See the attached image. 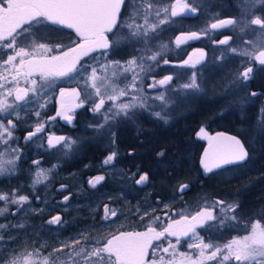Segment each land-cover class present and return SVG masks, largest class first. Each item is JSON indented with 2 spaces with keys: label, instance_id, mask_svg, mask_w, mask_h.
I'll use <instances>...</instances> for the list:
<instances>
[{
  "label": "snow or ice",
  "instance_id": "6c2138e0",
  "mask_svg": "<svg viewBox=\"0 0 264 264\" xmlns=\"http://www.w3.org/2000/svg\"><path fill=\"white\" fill-rule=\"evenodd\" d=\"M214 6L209 0H0V177L14 176L19 171L23 150L14 132L30 115L36 117V122L29 125L32 130L24 137L26 144L40 138L43 145L39 134L45 132L49 121L60 117L71 124L75 109L87 105L98 121L89 127L100 137H110L114 145L116 134L112 129L131 120L138 112L147 111L168 123L171 109L202 98L209 91L227 100L247 89L257 72L264 73V0H233L236 15L227 18H220L219 12L209 14ZM196 16L208 19L199 31H181L174 41L162 39L166 31L179 28L183 19ZM50 26L74 30L77 40L65 45L58 37L53 38ZM225 29L233 35L213 40L217 45L214 51L219 55H214L210 63H202L206 56L203 49L198 50L200 55L195 61L191 56L179 63L168 58L173 43L179 49L187 41ZM125 48L131 50L128 59H111ZM84 57H90L92 62L81 63ZM237 58L239 68L230 78L225 76L213 82L205 77L209 68L222 72ZM161 65L183 71L157 80L152 73ZM77 77V87L59 89V108L55 116L44 120V110L58 87L57 81ZM147 79L151 83L145 85ZM217 89L221 90L217 92ZM259 95L264 93L251 91L244 99ZM240 103L243 107V100ZM252 127L256 129L252 141L255 144L264 139V107L259 109ZM197 136L208 140V148L200 160L205 174L249 158V149L238 136L224 133L209 136L204 128ZM78 147V141L72 137L47 136V150H55L53 155L68 156ZM116 156V151H111L104 165H112ZM40 164V160L32 161L36 167L30 186L33 191L48 181V174L57 167L53 164L46 170ZM104 179L98 176L88 183L95 188ZM148 182L147 173L134 180L140 187ZM65 187L61 185V190ZM190 188L189 183H181L173 189L170 201L163 205L169 211L163 216H152L155 208L142 214L136 209L142 221L150 218L143 231L103 235L93 225L73 237L59 240L64 221L60 215L51 216L46 224L49 234L57 233L58 246L43 255V245L19 253L3 247L9 230H26V223H0V264H264V212L258 218H252L254 214H247L245 218L238 212L241 207L238 201L209 200L203 195L202 204L194 212L187 206L172 211L171 205L177 199L182 200ZM243 190L238 189L234 195ZM19 192V189L0 191V219L6 214L41 211L32 209L29 195ZM68 200L69 196L63 197L64 202ZM11 206L16 207L9 212ZM103 213L102 225L118 215L108 205H104ZM52 226L59 227L52 229ZM227 227L246 234L223 243L214 239L211 229L220 232ZM198 229L208 233L207 239ZM40 230L44 231L43 226ZM182 243H187V248L194 253L179 251Z\"/></svg>",
  "mask_w": 264,
  "mask_h": 264
},
{
  "label": "trees",
  "instance_id": "16d2710c",
  "mask_svg": "<svg viewBox=\"0 0 264 264\" xmlns=\"http://www.w3.org/2000/svg\"><path fill=\"white\" fill-rule=\"evenodd\" d=\"M209 3L213 4L211 0ZM215 7H212L210 12L213 13ZM226 15L234 16L228 13ZM183 23L189 27L194 22L183 21ZM49 30L55 33L56 37L63 35L72 42L77 40L75 32L70 29L64 27L57 29L55 26H50ZM213 53H210V61L213 59ZM91 55H97V53ZM123 57L120 53L119 56H112L111 59L120 60ZM170 60L177 63L179 58L170 57ZM89 61L91 62L90 57H85L81 63ZM171 68L174 69L170 65L162 66L156 78L169 75L173 72ZM165 69H167L166 72H164ZM234 71L235 68L231 67L227 72H222L229 75ZM61 79L57 82V88L64 86L66 82H62ZM211 80L214 82L213 79ZM238 95L240 94L233 97ZM225 111H241V103L223 101L212 92H208L202 98L181 104L180 109L176 107L171 109L168 114V123L153 117L147 111H141L131 120L119 123L112 129L116 134L113 145L110 137H100L89 127L98 121L94 119L93 113L87 106L86 114L77 120V129L68 131L71 133H65L68 125L66 122H63L65 126L61 127L64 134L78 141V150L72 154L53 155L55 150H47V143L43 141L42 145L36 139L34 140L37 141V146L34 142L24 146L19 144L23 150L19 171L14 176L0 178V191L11 192L13 189H19L21 192L19 194L29 195L31 208L41 211L39 213L21 212L15 216L6 214L0 223L16 225L18 222H25L26 230H9V233L4 236L3 247L15 249L19 253L24 248H31L30 251H33L43 245L41 253L47 254L53 247L58 246L57 233L51 231L49 234L46 224L51 216L60 215L64 221L59 240L73 237L93 225L102 226L104 230H107L106 225L110 221L102 225L100 220V217L104 215V205L117 210L118 217H115L116 219L113 217L111 223L112 221L117 223V220L118 224L133 223L135 220L132 218L137 213L136 209H139L142 214L145 210L158 208L162 203L158 204L155 197L160 195L165 198L166 196L162 194L171 192L170 186L174 189L181 183L191 185L187 193H190L188 198L193 201H202L201 195L209 200L220 195L224 199L238 201L247 208L257 209L259 206H264V156L261 155L262 153L252 151L247 165L226 169L220 173L224 175L216 176L215 180L204 176L205 173L200 164L202 146L197 137V131L202 126L215 121L216 116ZM74 122L71 125L75 124ZM239 124L234 123L236 130L244 127ZM14 135L19 138L21 136L20 132H15ZM128 143H131L133 147L126 148ZM128 150H134L135 160H123ZM111 151H116L117 156L121 157L118 156L119 158L112 165H104L103 161ZM161 152L163 155H159ZM33 160H40V167L46 170L51 169L53 164L57 165L48 174V181L44 183L46 192H43L42 188L36 192V188L33 191L30 187L36 171V167L32 165ZM133 173H136V176H133ZM143 173H148L149 182L143 187L135 185L134 180ZM91 176H104L105 179L98 187L92 188L87 182L88 177ZM61 185L66 186L64 190H61ZM238 189L244 190L234 195ZM130 193L145 195L132 198ZM37 196L39 200L36 199ZM64 196H69L67 202L63 201ZM14 210L15 208L13 210L11 208L9 212ZM41 226L44 231L40 230ZM57 227L59 226H52V229ZM92 230L95 231V229Z\"/></svg>",
  "mask_w": 264,
  "mask_h": 264
},
{
  "label": "flooded vegetation",
  "instance_id": "af4514ba",
  "mask_svg": "<svg viewBox=\"0 0 264 264\" xmlns=\"http://www.w3.org/2000/svg\"><path fill=\"white\" fill-rule=\"evenodd\" d=\"M209 14H212V12H210ZM227 17H230V16L225 15L223 18H227ZM206 19H207V16H205V20H204V16H196L194 18L183 19L184 22L191 21V22H194L196 24L193 23L192 26L186 27L182 31H184V32L199 31L202 27V26L201 27L199 26V23H201L200 25H202L203 22L206 21ZM180 32H179V34H180ZM225 35H233V33L230 32L229 30L225 29V30H221L220 32L210 34L208 36H201V38L198 40L187 41V43L182 44L181 46L184 48H187V52H188L186 55L187 59L189 56H191L193 61H195V56L197 55V53H199L198 50L203 49V51L206 53V56L204 57V60H205L204 63H207L210 60V53L214 52V50L217 48V45L213 44V40L223 39ZM182 59H183V57L181 59L179 58L177 63L179 61H181ZM184 59H185V57H184ZM197 67H200V65H197ZM230 74L228 75L229 78L231 76ZM77 82L78 81H75V80L71 81V82L66 81V82H64V86H61V87L66 88V89H71V88L75 87V85H77ZM61 87H59V89ZM59 89L56 88V91L52 96L51 102L48 104L47 108L44 110V114H43L44 120H47L48 117L55 116L56 110L59 108L58 97L56 95L57 94L56 92ZM251 91H257L260 93H264V73L257 72L255 79L250 81L249 87L247 89H244L241 92H239L240 95H238L237 97L232 96L227 100H223L226 102H228V101H230V102H232V101L238 102L239 101L240 102L241 100H243L244 106L243 107L241 106V111H235V112L225 111V112H223V115H221V113H219L218 117L216 116L215 121H213L212 123H208L207 125L202 126V128L205 129V131L208 133L209 136H215L216 133H218V132H225V133H230L232 135L238 136V138H240L242 141L245 142V146L249 149V158L247 159V161L241 162L238 165H228L222 169H215L212 173L204 174V176L212 177L215 180L217 175H214V174H216L217 172L220 174V173H222V171H224L226 169L239 168V167H242L244 165H247V163L249 162V159L251 157L252 151L258 152V154L262 153L261 155L264 156V139L258 140L255 144H253V142H252L253 137H254L255 132H256V129H254L252 126H253L254 121L257 119L259 109L261 107H264V95H259L254 99L250 98V97L247 99H244L245 94L248 92H251ZM86 110H87V106L75 109V112L73 113L74 119L72 121V123L75 121L74 122L75 124H73V125L69 124L67 121L63 120L60 117H56L55 120L49 121L48 124L46 125L45 132L41 134L43 137V141H45L47 143V136L49 134H55L57 136L63 135V136L69 137L66 134H64V131L61 128V127L65 126V124H63V122H66V125L68 123V125L66 126V129H65V133H71L73 130L77 129V124H76L77 120L79 119L80 116L82 117V115L86 114ZM22 115H23V113H22ZM31 118L33 119V121H36V117L30 115L29 118H27L25 121H22L21 124H19L17 126V129L15 130V132H20V135H21L20 138L18 136L17 137L19 139V144L21 146H24L26 144L24 142V137L27 135L28 131L32 130V128L27 125L28 122L31 120ZM233 120L239 121V122H234ZM233 122L235 124L240 123L239 125H241V126L244 125V127H241L240 130H236L235 127L233 126L234 125ZM26 125L28 127L25 128ZM51 130H53V131H51ZM68 131H71V132H68ZM198 131H197V133H198ZM34 139L39 141L41 144L40 138H34ZM198 139H199L200 144L202 146V152H203L204 148L208 145V140L202 139L200 137H198ZM36 140H33L32 142H34V144L37 146ZM129 147H133V145H131V143L126 144V148H129ZM134 155H135L134 150H128L127 154L123 156V160L124 161L135 160ZM118 156H116V159L114 161H116L119 157H121V156H119V157ZM96 177H98V176H91L90 178L88 177L87 182L89 180H94V178H96ZM99 184H97L96 187H98ZM171 193L172 192H165L164 194H162L163 196H166L165 198L160 196V195L157 196V194H156V196H157V197H155L156 202H158V204L162 203V205L159 206L158 208H156L155 212H163L164 213L165 211H169V209H165L163 207V205H164V203H168L170 201L169 197L171 198ZM189 194L190 193H186L182 200L177 199L176 203L171 205V210L177 211L179 208L186 206V205H189L191 203H193V205H190L191 207L197 206L198 204H202V201H200V200H194L193 201L190 198H188ZM130 195L133 198L136 196L141 197V196H144L145 194H143V193H141V194L130 193ZM153 195L154 194H152V196ZM158 197H159V201L157 199ZM215 198L224 199L220 195L217 197H214V199ZM225 200L229 201L230 203L233 202L229 199H225ZM238 212H239V214L245 215V218H247L248 213H247V207H245V205L244 206L241 205ZM135 214L136 215H134L132 218L133 220H135L133 223L118 224V220H117V223H115V221L114 222L112 221L113 223H115V224H113L110 221V222H108L109 224L106 225L107 230H104L102 228V226H99L101 228L100 230L102 231V234L108 235L110 232L118 234L119 232H122V231H143V230H145L147 224L150 222V218L145 217L144 220L142 221L139 218V215L137 213H135ZM117 217H118V215H117ZM116 218L114 217V219H116ZM165 220H166V218H165ZM99 227H96V228L99 229ZM198 231L200 232V234L202 236L205 237V239H207L208 233H206L204 229H198ZM211 233L213 234L214 239H216L220 243L226 242L227 240L231 239L234 236L246 234L244 231H242L240 229H233L231 227L221 229L220 232H217L216 229L213 228V229H211ZM171 239L173 241L175 240L174 237ZM182 239L187 240V238H182ZM183 245H184V243H182L181 247Z\"/></svg>",
  "mask_w": 264,
  "mask_h": 264
},
{
  "label": "rangeland",
  "instance_id": "374dc122",
  "mask_svg": "<svg viewBox=\"0 0 264 264\" xmlns=\"http://www.w3.org/2000/svg\"><path fill=\"white\" fill-rule=\"evenodd\" d=\"M211 2L216 6L215 7V11L213 12V13H216V12H219L220 13V18H223L227 13L228 14H232V15H236V11L234 10V8L232 7V4H233V0H214V2H213V0H211ZM204 20H205V16H204ZM205 22V23H204ZM203 22V24H202V27L208 22V19H206V21H204ZM185 27H187L186 25H185V23H183L182 22V24L180 25V27L179 28H176V29H173V30H169V31H166L165 33H163V35H162V39L165 41V42H167V41H169V40H172V41H174L175 40V37L177 36V35H179V32L181 31V29L182 28H185ZM201 27V28H202ZM54 32V31H53ZM53 38H56V34L55 33H53ZM59 39H60V41H62L65 45H70L71 44V42H72V40L71 39H67L66 38V36H59L58 37ZM125 51V52H124ZM130 49H127V48H125L124 50H123V52L121 51L120 53H121V55H123L124 57L123 58H120V60H124V59H128L129 58V55H130ZM120 53L118 54V56L120 55ZM187 48H184V47H182V46H180V48L179 49H177L176 47H175V44L173 43V45H172V50L168 53V58L170 59V57H173V58H175V59H177V58H182L183 57V59L181 60V61H183V60H186L187 59ZM53 54H58V53H53ZM216 54V56H218L219 55V52L218 51H214V53H213V56ZM97 55H98V53H97ZM213 56H212V58H213ZM184 57H185V59H184ZM172 59V58H171ZM87 60V59H86ZM85 60V61H86ZM181 61H179V62H181ZM92 62V61H91ZM90 61L89 62H87V63H91ZM173 62V61H172ZM178 62V63H179ZM205 62V60L202 62V63H204ZM211 61L209 60L207 63H210ZM173 63H176V62H173ZM162 66H164V65H161V67ZM228 67H226L223 71L224 72H227L231 67H234L235 68V71L239 68V58H237L234 62H232V63H229L228 65H227ZM161 67H159L158 69H156V71L155 72H153L152 73V75L153 76H155V79H157V80H159V79H161V78H163V77H160V78H156L158 75H159V73H160V71H161ZM171 70L173 71V72H170V74L169 75H174L175 74V72H177V71H182L181 69H177V68H174V69H172L171 68ZM167 71V69H165L164 70V72H166ZM224 72H221V71H219V72H215V70L214 69H212V68H209V70L208 71H206L205 73H204V75H205V77H208V78H210V75H211V79H213L214 80V82H216V81H220L223 77H225V76H227L228 77V74L226 73H224ZM219 75H221L219 78H217V76H219ZM229 78V77H228ZM79 79V77H77V79H75V81L76 80H78ZM61 81L62 82H64V81H74L73 79H69V78H62L61 79ZM57 82H59V80L57 81ZM176 82V81H175ZM174 82V83H175ZM149 83H151V79H147L146 81H145V85H147V84H149ZM59 89V88H58ZM147 91L149 92V93H151L152 92V90L151 89H147ZM211 91H209V93H210ZM217 92H219L218 90H217ZM57 94V97H58V99H59V90H57V92H56ZM177 109H180V105L179 106H177L176 107ZM156 110L157 111H159L160 109L159 108H156ZM35 122L36 121H33V119L31 118V120L28 122V126L29 125H34L35 124ZM25 126V128L26 127H28V126ZM28 129V128H27ZM199 132V131H198ZM214 175H217V176H223L224 174H219L218 172L216 173V174H214ZM214 177V176H213ZM1 178V177H0ZM3 178V177H2ZM44 183H46V182H44ZM44 183H42V184H40V185H37L36 186V192L37 191H39L40 190V188H42V190H43V192L45 191V185H44ZM170 188H171V192L173 191V187L172 186H170ZM166 190H168L167 188H166ZM46 192V191H45ZM21 193V192H20ZM247 193V192H246ZM248 194H249V192H248ZM252 195V194H251ZM250 197V196H249ZM253 197V196H252ZM251 197V198H252ZM212 199H214V198H212ZM203 202V201H202ZM190 205H193V203H191V204H189V205H186L187 207H188V209L190 210V211H195L196 210V207L197 206H193V207H191ZM186 206H183V207H181V208H184V207H186ZM16 206H11L10 208H9V210L11 211V208H12V210H13V208H15ZM257 207V206H256ZM262 207H264V206H262ZM262 207H257V209L256 208H247V213L248 214H254L253 215V217L252 218H258V214L259 213H261V212H264V208H262ZM181 208H179L177 211H179ZM258 208H259V210H258ZM166 212V211H165ZM152 214V216H163L164 215V213L163 212H153V213H151ZM1 220V219H0ZM190 242V241H189ZM28 250V251H30V249L31 248H24V249H22L21 250V252L23 251V250ZM179 251H181V252H190V251H192L193 253H194V250H190V249H188L187 248V243H184V245L181 247V246H179ZM42 254V253H41ZM43 255V254H42ZM35 258V257H34ZM209 264H215V262H209Z\"/></svg>",
  "mask_w": 264,
  "mask_h": 264
},
{
  "label": "water",
  "instance_id": "95a60500",
  "mask_svg": "<svg viewBox=\"0 0 264 264\" xmlns=\"http://www.w3.org/2000/svg\"><path fill=\"white\" fill-rule=\"evenodd\" d=\"M72 30V29H71ZM72 31H74V30H72ZM199 53H197V55L195 56V60L196 59H198L199 58ZM218 133H224L225 135H232V134H230V133H225V132H218ZM217 134V133H216ZM216 136V135H215ZM208 148V145L204 148V150L205 149H207ZM204 150H203V152H202V155H201V158L203 157V153H204ZM201 160V159H200ZM202 167V166H201Z\"/></svg>",
  "mask_w": 264,
  "mask_h": 264
}]
</instances>
